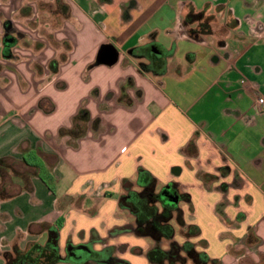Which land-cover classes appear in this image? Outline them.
I'll return each instance as SVG.
<instances>
[{
    "label": "crops",
    "instance_id": "1",
    "mask_svg": "<svg viewBox=\"0 0 264 264\" xmlns=\"http://www.w3.org/2000/svg\"><path fill=\"white\" fill-rule=\"evenodd\" d=\"M150 1L146 11L148 0H63L56 46L22 36L25 46L15 38L5 54L0 41V159L14 167L0 175L14 193L0 198V264L14 246L46 245L52 229L60 256L88 244L152 264L146 252L157 243L189 240L207 264H264V0H170L165 24V3ZM200 11L210 29L193 38L180 20ZM1 27L2 38L24 34L7 20ZM102 45L115 48L114 63L97 62ZM152 46L166 61L150 56ZM81 110L88 118L74 137L66 130ZM30 150L45 181L22 161ZM143 171L153 193L182 196L172 239L132 230L124 199L145 190ZM188 226L198 234L186 237Z\"/></svg>",
    "mask_w": 264,
    "mask_h": 264
},
{
    "label": "trees",
    "instance_id": "2",
    "mask_svg": "<svg viewBox=\"0 0 264 264\" xmlns=\"http://www.w3.org/2000/svg\"><path fill=\"white\" fill-rule=\"evenodd\" d=\"M208 17H204L203 12H190L186 15L185 21L198 22V31L195 28H189V36L195 38V31L199 33H207L210 29L208 24ZM5 45V54L10 53V47L15 42V37L8 34L3 39ZM56 60H52L49 64L51 71H56ZM122 100V94L119 97ZM88 116L86 111L81 110L75 116L73 126L66 130L72 136H77L81 132V122L86 121ZM64 129H60L62 133ZM25 166L34 170L38 176L44 181V166L39 153L35 150L26 151L22 159ZM13 165L10 158L3 157L0 159V175L2 181L8 174L9 170H13ZM139 181L142 187L145 188L142 192H132L124 199V203L136 215V225L132 230L138 235H150L155 240L157 239H172L174 234L173 226L170 224L172 211L176 207L180 195L176 193L171 187H164L159 193L155 194L152 191L153 178L149 173L143 171L139 174ZM3 186V185H2ZM0 186V198H5L14 193L6 192L4 187ZM27 189H31L27 187ZM19 192V191H18ZM169 202L168 200H174ZM131 226L124 225L117 228L118 231L130 230ZM199 229L195 226H188L186 228L185 236H195ZM57 231L52 229V235L46 245L39 243H32L25 249L13 247L11 252L5 253V264H56L60 261V254L57 245ZM146 258L152 264H187L189 259L200 264H207L208 258L205 253L198 252L194 249V243L185 240L182 243L171 241L167 248L161 246H154L147 250Z\"/></svg>",
    "mask_w": 264,
    "mask_h": 264
},
{
    "label": "rangeland",
    "instance_id": "3",
    "mask_svg": "<svg viewBox=\"0 0 264 264\" xmlns=\"http://www.w3.org/2000/svg\"><path fill=\"white\" fill-rule=\"evenodd\" d=\"M146 0H142L144 2ZM157 1L156 4L165 3L163 7V16L165 17L164 24L167 23V19H170L174 16L173 11L168 8L167 3H170V0H155ZM174 2V0H171ZM154 4L148 0V3H145V10L149 11L153 8ZM67 7L63 0H0V12L2 11V22L4 23L6 20L9 24L15 25L17 27L22 28L23 35L17 33L16 31H12L13 35L16 39H18L19 43L18 46L21 48L25 46L22 44V36L27 38L32 35L37 34L38 40L36 41L37 45L43 46L45 43L51 44L56 46L57 42L54 40V34L60 28L61 19L68 16L69 12L67 11ZM3 26V24H2ZM3 28L1 27L0 31L2 32ZM11 32V31H10ZM4 38L0 37V41H3ZM182 44V43H181ZM183 46H186L182 44ZM65 46V45H64ZM38 47V46H37ZM185 48V47H183ZM2 50V47H1ZM182 50V49H181ZM179 55V54H178ZM2 96V95H1ZM0 99H2L0 97ZM63 115V110L58 108V111L53 113V115L49 118L48 122L53 121L55 122L56 119ZM30 124H33L30 122ZM66 184L64 180L63 186ZM124 212L122 210L117 209V213L124 218ZM170 224L171 221H170ZM175 228L179 230V226L175 224ZM182 231V230H181ZM150 241V240H149ZM162 241V240H161ZM157 243L159 246L163 245L164 243L167 245L166 241H162ZM124 247L120 248L121 250ZM119 250V249H117ZM136 252V250L134 251ZM114 254L119 256L120 254L114 251ZM65 252L63 253V256ZM122 255V254H121ZM190 262V263H189ZM260 263H264L263 258H261ZM60 264V263H56ZM187 264H193L190 259L188 260Z\"/></svg>",
    "mask_w": 264,
    "mask_h": 264
},
{
    "label": "flooded vegetation",
    "instance_id": "4",
    "mask_svg": "<svg viewBox=\"0 0 264 264\" xmlns=\"http://www.w3.org/2000/svg\"><path fill=\"white\" fill-rule=\"evenodd\" d=\"M195 23L198 24V22H193V21L187 22V21H185V18L182 21L180 20V25L183 26L184 28L186 27L187 28L186 31H188L189 28H195V27H193V26H195ZM195 29L198 31V28H195ZM197 31H195V33H194L195 36H198L199 32H197ZM158 53H159V55H158ZM149 54L155 60L157 59V60L166 61V54L161 52L160 49L157 47L152 46L151 50L149 51ZM167 240H169V239H167ZM246 240L248 241L249 238L247 237ZM81 245L88 247V249L90 250V255L88 257H86L84 260H82L81 262L75 263V262L70 260V256L75 257L74 256V254H76L75 249L79 248ZM69 247L71 248L70 250H69ZM81 250H82L81 255H78L76 257L81 258V257H83V255L85 256V253H87V250L86 249H81ZM60 262L68 263V264H127L124 261L116 258L114 256V254L111 252V250H108L107 248H105V250L97 251V250L92 249L90 247V245H88V244H79V245L68 244L66 249H65V255L60 256Z\"/></svg>",
    "mask_w": 264,
    "mask_h": 264
},
{
    "label": "water",
    "instance_id": "5",
    "mask_svg": "<svg viewBox=\"0 0 264 264\" xmlns=\"http://www.w3.org/2000/svg\"><path fill=\"white\" fill-rule=\"evenodd\" d=\"M156 53V52H155ZM159 55V53H158ZM117 59V52L115 50V48L112 45H102V47H100L98 54H97V62L98 63H104V64H112L116 61ZM169 202L171 201H175L174 200H168ZM71 248L69 247V250ZM81 249H86L87 253H85V256L83 255V257H76L78 255H81L82 250ZM76 250V254H74L75 257L70 256V260L75 262V263H79L82 260H84L86 257H88L90 255V250L88 249L87 246H83L81 245L79 248L75 249Z\"/></svg>",
    "mask_w": 264,
    "mask_h": 264
},
{
    "label": "built area",
    "instance_id": "6",
    "mask_svg": "<svg viewBox=\"0 0 264 264\" xmlns=\"http://www.w3.org/2000/svg\"><path fill=\"white\" fill-rule=\"evenodd\" d=\"M241 82L243 83L244 82V79H241ZM257 100H258L259 103H264V98L261 97V96L258 97Z\"/></svg>",
    "mask_w": 264,
    "mask_h": 264
}]
</instances>
